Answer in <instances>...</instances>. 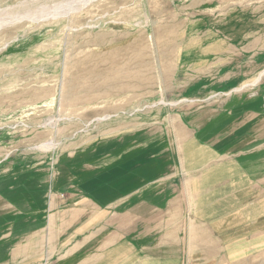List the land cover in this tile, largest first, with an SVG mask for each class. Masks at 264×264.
Segmentation results:
<instances>
[{
  "label": "rangeland",
  "instance_id": "374dc122",
  "mask_svg": "<svg viewBox=\"0 0 264 264\" xmlns=\"http://www.w3.org/2000/svg\"><path fill=\"white\" fill-rule=\"evenodd\" d=\"M190 1L0 0V264H78L102 211L142 219L144 247L182 237V210L143 208L180 191L188 150L219 173L202 188V242L182 261L177 238L152 252L264 264V205L255 219L249 206L264 183L233 162L264 167V0Z\"/></svg>",
  "mask_w": 264,
  "mask_h": 264
},
{
  "label": "crops",
  "instance_id": "0c3cea01",
  "mask_svg": "<svg viewBox=\"0 0 264 264\" xmlns=\"http://www.w3.org/2000/svg\"><path fill=\"white\" fill-rule=\"evenodd\" d=\"M197 1L198 0L190 1L189 4L186 5V8L192 9L193 7H196ZM190 143L187 144L188 147L191 146ZM188 152H189L188 155L189 159L193 157L195 159H198L199 161L198 160H192V161L189 160L187 162L183 161L182 169L184 170V174L182 176V179L180 180L182 185L180 191L177 194L173 195L172 197H168L167 198L168 201L166 203H160L159 201H157V198H155L154 202H151L150 204L145 203L143 208L145 210H151V211H156L160 209L161 211L163 210V212L167 211L170 213L169 217L170 218L172 217L171 219L173 221L180 220V219H176L178 218L177 217L178 214L173 212H178L182 210L181 219L183 220L184 235L182 237H179V235H171V236L167 235L166 238L163 239V243L158 242L157 239H155L153 242H151L150 244L144 247L143 243L140 244V233L144 229L143 224L141 223L142 219L138 220L137 217V219L131 222V224H128L127 214L122 213V214H118V216H114V217H122V219L118 223L115 222L112 224V222L106 220L107 218L106 216H104L102 211V213L99 214L98 216L96 215L88 216L86 219L87 229H85L86 232L82 233L85 235L82 236L83 237L82 242L78 240V244L75 248V250L79 252L78 264H149L147 263L148 261L151 262L150 264L153 263L161 264L164 263V261H160L159 259L161 258V256L158 255L156 251L155 253L152 252V249H154L155 247L162 246L164 244L172 243L171 239L173 238H177L175 241L178 240L182 244V255L179 256L180 261L184 260L185 258H189V256L185 255V253L189 254L190 244L193 243L194 241L195 242L197 241L199 243V241L202 240L199 237L200 235L195 234L194 231L197 229L198 222L200 224L205 221L204 220L205 215L203 213L204 203L201 202L202 201L201 193H202V188L204 186V180H208L207 178L210 174L217 175L219 173L218 171L215 173L214 172L203 173L201 171H198L196 168L198 166H201L200 161H203L202 159H204L206 156H203L204 155L203 153L202 154L193 153V151L191 150L190 151L188 150ZM233 162L236 165V169H237L236 171H239V169L242 170V172L244 173V177L248 181L247 182L248 184L264 183L263 166L258 165L255 168L247 164L246 168L242 169L240 167V165L242 166L241 164L242 162L240 159L237 160L235 159V161ZM196 186H198L199 192L196 190ZM257 188L259 191H261L264 194V187H262L261 189L259 187ZM157 194L158 193H155V196ZM249 194L251 198L252 196L254 198L255 195L254 189ZM197 195H200L198 202H196ZM257 202L258 203H255V201H253L252 203H249V206L252 207V214L250 215L252 219L258 218V211L260 210L259 207L261 205H264V203H261L260 201ZM179 203H181L180 207L178 206ZM117 205H118L117 206L118 211L126 212L129 206L131 205V202L130 203L121 202ZM140 205L143 204L139 203L138 206ZM110 218L113 219V216H111ZM154 218L155 216H152V219ZM105 220L107 222H105ZM78 223L80 225L81 222L79 221ZM175 224H174L175 227L178 226L177 224L176 225ZM54 225L66 227L68 225V222L67 219L63 218L60 220V222L54 220ZM72 231H74V228L70 230V233ZM174 231L176 233L177 230ZM197 236L199 238H197ZM185 243L188 245H185ZM185 246L186 248L188 247V251L185 250ZM169 259H170L169 257H166L164 260L168 261ZM180 264H182V262Z\"/></svg>",
  "mask_w": 264,
  "mask_h": 264
},
{
  "label": "bare ground",
  "instance_id": "6f19581e",
  "mask_svg": "<svg viewBox=\"0 0 264 264\" xmlns=\"http://www.w3.org/2000/svg\"><path fill=\"white\" fill-rule=\"evenodd\" d=\"M63 8H66V6H63ZM63 8H62V9H63ZM59 10H60V9H59ZM32 18H33V17H32ZM0 19H3V17L0 16ZM2 25H3V23H0V27H1ZM262 74H264V72H263ZM260 76H261V75H260ZM51 144H52V143H51ZM45 146H46V145H45ZM52 146L54 147V145H52Z\"/></svg>",
  "mask_w": 264,
  "mask_h": 264
}]
</instances>
